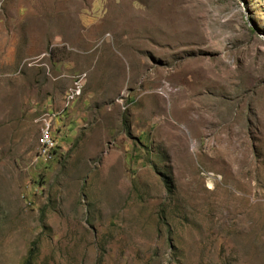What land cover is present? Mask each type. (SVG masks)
Instances as JSON below:
<instances>
[{"label":"rangeland","instance_id":"1","mask_svg":"<svg viewBox=\"0 0 264 264\" xmlns=\"http://www.w3.org/2000/svg\"><path fill=\"white\" fill-rule=\"evenodd\" d=\"M0 264H264V0H0Z\"/></svg>","mask_w":264,"mask_h":264},{"label":"built area","instance_id":"2","mask_svg":"<svg viewBox=\"0 0 264 264\" xmlns=\"http://www.w3.org/2000/svg\"><path fill=\"white\" fill-rule=\"evenodd\" d=\"M81 88H82L81 79H78L77 92H80ZM65 100H66V104H69L73 100V94L66 93ZM48 124H49V126H51V135H46V139H45V153H48V151L50 150V146H55V144H56L54 142V138H53V135H52L53 120H52V123H48Z\"/></svg>","mask_w":264,"mask_h":264}]
</instances>
